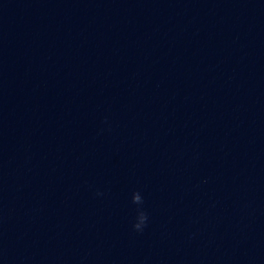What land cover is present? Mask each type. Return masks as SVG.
Returning a JSON list of instances; mask_svg holds the SVG:
<instances>
[{
	"label": "water",
	"instance_id": "water-1",
	"mask_svg": "<svg viewBox=\"0 0 264 264\" xmlns=\"http://www.w3.org/2000/svg\"><path fill=\"white\" fill-rule=\"evenodd\" d=\"M0 264H264V0H0Z\"/></svg>",
	"mask_w": 264,
	"mask_h": 264
},
{
	"label": "clouds",
	"instance_id": "clouds-1",
	"mask_svg": "<svg viewBox=\"0 0 264 264\" xmlns=\"http://www.w3.org/2000/svg\"><path fill=\"white\" fill-rule=\"evenodd\" d=\"M97 194L99 195L100 193ZM131 200L133 204L136 205L143 204L142 196L138 191H134L132 193ZM147 220H148V214L146 213V211H144L143 208L138 207L136 210L135 222L132 224L133 229L137 231H141L143 226H145Z\"/></svg>",
	"mask_w": 264,
	"mask_h": 264
}]
</instances>
